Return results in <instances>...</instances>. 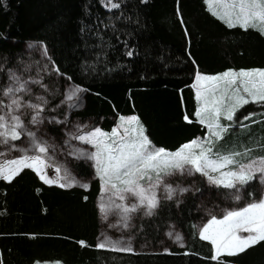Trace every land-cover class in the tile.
<instances>
[{"label": "trees", "instance_id": "1", "mask_svg": "<svg viewBox=\"0 0 264 264\" xmlns=\"http://www.w3.org/2000/svg\"><path fill=\"white\" fill-rule=\"evenodd\" d=\"M28 44L46 50L54 95L67 83L78 89L71 117L92 119L103 133L134 117L153 146L169 151L207 135L196 117V73L264 70L262 30L227 25L206 0H0V62L10 67L27 59ZM43 114L41 131L62 145L55 114ZM254 114H264V101L243 105L235 116ZM239 135L262 144L264 123ZM69 167L86 189L46 185L31 168L0 179V264H264V238L215 257L214 245L199 236L202 181L180 202L134 218L125 233L133 251L100 249L99 180L87 163ZM212 189L207 204L225 200L222 188ZM174 232L181 247L171 245Z\"/></svg>", "mask_w": 264, "mask_h": 264}, {"label": "rangeland", "instance_id": "2", "mask_svg": "<svg viewBox=\"0 0 264 264\" xmlns=\"http://www.w3.org/2000/svg\"><path fill=\"white\" fill-rule=\"evenodd\" d=\"M206 4L215 15L222 14L227 25L248 28L258 24L264 33V0H206ZM23 53L27 59L17 60L10 67L0 62V179L9 180L23 168H32L46 182L68 186L75 179L69 162L89 164L92 179L97 178L100 183V249L133 251L125 233L134 205L142 200L148 204L145 213V209L136 208L139 215L148 218L159 204L180 202L182 197L195 193L201 181L204 185L197 205L202 217L197 232L214 245L215 257L237 253L264 237V221L246 224L240 215L243 203L239 190L229 199L230 191L223 186L230 176L223 173L221 160H210V94L214 92L210 91V82L235 73L264 76L263 69L229 70L226 75L196 73V117L207 127V135L169 151L153 146L134 117L119 118L110 133H103L92 119L71 117L80 99L78 89L67 83L63 93L54 95L47 82L46 50L41 45L28 44ZM245 92L248 96L243 102L238 93L232 92L224 109L236 103H240V109L247 100L255 99L254 94L264 97V84H254L252 90ZM44 111L55 114L53 124L60 128L62 145L55 144L58 137L41 131L42 122H47ZM236 111L231 112L234 120ZM260 171L262 174L257 175ZM253 173L234 174L231 180L242 183L238 189L249 187L248 195L256 194L257 186L264 182V167H255ZM77 179V186L86 189L87 181ZM218 187L222 188L219 195L226 201L207 204L209 192ZM119 228L126 229L119 232ZM169 239L173 246L183 245V238L175 232Z\"/></svg>", "mask_w": 264, "mask_h": 264}, {"label": "crops", "instance_id": "3", "mask_svg": "<svg viewBox=\"0 0 264 264\" xmlns=\"http://www.w3.org/2000/svg\"><path fill=\"white\" fill-rule=\"evenodd\" d=\"M211 10L212 9L210 6V11ZM215 16L217 17L220 16L221 18L220 17L218 18H220L222 21L224 20L226 21V19L223 18L222 14ZM257 25L258 24L250 25V26L258 28ZM226 73L227 71H224L213 75H226ZM254 84L255 85L264 84V76L262 74L235 73L234 76L227 75V77L223 79H218L210 82V91H214L210 94V112H211L210 113V160H214V161L221 160V169L223 173L230 176L229 181L225 183L223 186L227 191H230L229 197L231 196V194H233V192L239 190L241 194V202L243 203V205L240 208V215L242 216L246 224L247 223L260 224L264 221V201H260L261 198H264V182L260 183V185H258L256 188V193L259 195V197H255L253 196V194L251 195L247 194V196L244 197L242 193L243 189H238V187H240L242 183L233 182L231 180V175L234 174H240V175L248 174L249 176L255 175L253 173L255 167L257 166L262 168L264 167V143L262 142V144H258V143L254 144L250 141L247 142V138L243 139L242 135H239L242 132H246L247 130H250L255 125L263 124L264 114H254L241 118H235L234 120L231 112L236 111L240 106L239 105L240 103L227 105L228 110H225L224 107L230 101L229 96L232 92L238 93L240 98H242V102H243L246 96H248L245 91L252 90ZM253 98L255 99L250 98L249 100H247V102L248 103L262 102L261 99H263L264 97L263 96L259 97L254 94ZM212 129H214V131ZM212 132H214L215 134H212ZM236 139H239L240 141L239 144L236 143ZM76 160H83V159L76 158ZM72 162H81V161H72ZM33 171L40 179V181L46 185L58 186L64 189L79 187L77 186L79 181L78 182L75 181H76V177L78 179L80 178L76 174L74 175L75 173L74 171H73V175L75 177L74 176L73 177L75 179L70 180L68 182L69 183L68 186L59 185L56 183L50 184L46 182L35 170ZM259 174H262V171L257 173V175ZM98 198L96 199V208L98 211V219L100 223L101 209L99 206ZM147 205L144 203L143 200L140 203H136L134 205V208L129 212L130 221H127L126 228L130 229L134 224L133 221L134 218L139 215L136 208L140 207L143 210L145 209L144 211H142L143 213H145L146 212L145 206ZM139 217L145 218V216L142 215H139ZM125 229L119 228L118 230L119 232L121 231L123 232ZM100 235L101 234H99V239H100ZM35 264H40V263L37 262Z\"/></svg>", "mask_w": 264, "mask_h": 264}]
</instances>
